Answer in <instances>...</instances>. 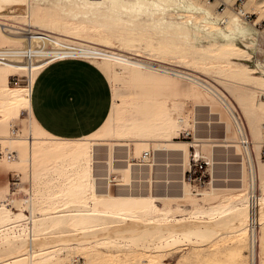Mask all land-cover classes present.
<instances>
[{
    "label": "rangeland",
    "instance_id": "rangeland-1",
    "mask_svg": "<svg viewBox=\"0 0 264 264\" xmlns=\"http://www.w3.org/2000/svg\"><path fill=\"white\" fill-rule=\"evenodd\" d=\"M93 1L99 3L29 0L28 5H19L14 12L0 14V49L25 45L5 33L13 28H28L31 23V28L47 31L61 40L92 45L108 39L111 48L92 46L184 73L205 85L148 67L85 56L108 77L111 110L107 120L91 135L63 140L42 132L28 112L26 88L40 66L15 70L0 63V69L8 72L7 81L0 80V150H16L11 160L0 156V169L9 170L8 177L0 180V227L23 217L27 202L23 203L22 198L30 178L35 250L30 259L25 238L7 236L0 244V264H75L74 256L82 258L84 264H248L247 231L243 225L251 172L221 98L237 109L249 139L256 141L263 133L264 122V98L260 96L264 91V0H189L210 12H220V19L230 11H239L246 22L256 24L260 31L252 50L244 46L246 41L241 37L225 42L217 36L218 31L233 29L234 22L223 19L217 25L207 19L206 23L194 10L175 9L173 1L163 4L154 0L158 6L148 4L139 9L118 1ZM10 127L16 129L15 133L10 132ZM180 131L185 133L177 136ZM111 137L131 139L126 145H132L138 161L141 150L151 153L162 145L160 139L172 137L167 145L181 150V166L187 165L188 146L199 152V147L206 144L225 145L239 163L240 173L231 187L213 189L210 180L201 189L200 198L189 193L191 187L183 179L182 198L116 194L109 184L113 163L112 143L107 139ZM254 152L260 185L257 187L255 180V191L257 195L261 192L257 253L258 264H264V155H260L259 146ZM101 163L103 167H95ZM10 171L19 173L21 182L16 189L10 185ZM100 178L105 179L104 185L98 184ZM197 199L202 200V209H197ZM182 202H189L190 208L179 207ZM93 209L107 211L111 216L93 214L89 211ZM240 213L243 220L239 226H217L216 220H221V216ZM26 219L12 222L19 224L17 230L12 229V223L3 229L12 235L24 232ZM176 219L208 221L205 223L209 226L215 220V231L156 238L151 235L148 241L137 236V232L121 235L127 239L113 236L118 222L164 224L175 223ZM223 221L221 224L227 225ZM106 223L116 226L101 235L96 230H105L102 227ZM10 246L15 251H10Z\"/></svg>",
    "mask_w": 264,
    "mask_h": 264
},
{
    "label": "crops",
    "instance_id": "crops-1",
    "mask_svg": "<svg viewBox=\"0 0 264 264\" xmlns=\"http://www.w3.org/2000/svg\"><path fill=\"white\" fill-rule=\"evenodd\" d=\"M7 75L4 68L0 69L1 81L6 82ZM28 104L29 115L42 132L57 139L76 140L91 135L107 120L112 92L106 73L96 62L83 57H65L47 61L37 69L30 85ZM184 133L180 131L177 136ZM171 138L160 139L158 142L162 145L150 150L147 161L135 159L132 145H126L131 139H107L112 143L113 166L109 173L112 191L116 194L144 193L155 198H182V175L193 148L188 146L187 165L181 166L184 158L181 150L167 145ZM199 154L208 160L205 173L212 181L213 189L233 186L240 173V165L227 146L206 144L199 147ZM103 165L95 164V167ZM8 171L0 169V180L8 177ZM104 183L105 179L98 180V184ZM189 185V193L197 198L201 197V189L206 187L204 184ZM196 202L197 209H202V200L197 199ZM183 206L189 209L190 203L182 202L179 207Z\"/></svg>",
    "mask_w": 264,
    "mask_h": 264
},
{
    "label": "bare ground",
    "instance_id": "bare-ground-1",
    "mask_svg": "<svg viewBox=\"0 0 264 264\" xmlns=\"http://www.w3.org/2000/svg\"><path fill=\"white\" fill-rule=\"evenodd\" d=\"M82 1H83V3H86L87 5H92V4H95V3L96 4L99 3V1H93V0H82ZM111 1L113 3L117 2V1L118 2H122V3H129L132 7L135 6L137 9L146 8V6L148 4H152V5H155V6L159 5V4H156V2L154 0H111ZM158 1L162 2L163 4L165 2H168V1L169 2L173 1L174 4L176 5L175 9H177V10L178 9H180V10H183V9H185V10H190V9L194 10V11H196V12L201 14V18L202 17L205 18V19L204 18H202V19L206 23L208 22L207 21V19H208V20H210L209 22H216L217 25H218L223 19H225L226 23L232 24L234 22L238 26H242V27H237V25H236V27H235V24H234L233 29H230L229 31H218L217 36L221 40H223L225 42H230L231 40H235V38H237V37L238 38L241 37V38H243V40L246 41L244 43L245 44L244 46L245 47H249L250 50L253 49V44L256 43V41H255L256 34L259 33L260 30L256 26H254L256 24H254L253 22H249L248 23V22H246L244 20V18H242L240 15H238L237 12H239V11H237V12L236 11L235 12H231L230 11L228 13L226 11V13H227V14L225 13L226 17H221L222 19H220V18L217 17V15H220L219 14L220 12H218L216 10L213 11V12L212 11L210 12L209 8H207V7L204 8L205 7L204 5L201 4L202 6H204V7H201L200 5H198L196 3H193V2H190L189 0H158ZM192 1H196V0H192ZM206 2L210 3L209 0L206 1ZM28 4H29V0H0V14H2V13L6 14V13H9V12H14L15 10L18 9L17 6H19V5L23 6V5H28ZM162 10L164 11L165 8L162 7ZM187 22L189 24V20L188 19H187ZM30 24L31 23L28 24L29 25L28 28H24V27L21 28L20 27L21 30H19L17 28L9 29L10 31L8 33H5V36H7L8 38H10L12 40H15V41L24 42L25 45H27L33 39H37V37L40 35V33H43L48 38L52 39L50 44L54 48L55 53H57V54H74V55L88 56V57H92V58H96V59L115 60V61H119V62H121L123 64L134 66V67H138V68L139 67H148V68H152L153 70L156 69V70L161 71V72H165V73H169V74H172V75H175V76H178V77H183V78L190 79L193 82H196L197 84H200V85H205L204 83L199 81V79L191 77V76H188V75H186L184 73L175 72V71H172V70H168V69L161 68V67H158V66H153V65L144 66L145 64L142 61H140V60H135V59H132L130 57L119 55V54L113 53L111 51L99 49V48H97L95 46H92V45H98V46H101L103 48H111L112 45H111V42L108 39H102L101 42L93 43L92 45H89L91 42L88 43V44H84V43H77V42H74V41L72 42V41H68V40H61V38H57L55 36H52L49 33H46L47 31L46 32L45 31L42 32L41 30L38 31V28H37V30L34 29V28H31L32 24H31V26H30ZM195 24H196V22H195ZM208 24H210V23H208ZM189 25L191 26V23ZM34 26H35V24H34ZM198 27L196 26L195 28H198ZM61 28L66 29L65 26H63ZM191 28H193V25H192ZM86 42H89V41H86ZM6 51H9V52L6 53ZM19 51H20L19 49H13V48H1L0 49V55H2V56H0V63L3 64V65H6V66H8V67H10L12 69H15V70H23L24 68H27V69L31 70L32 68H36V67H39L42 64H44V62L46 60V59L45 60L42 59V60H39V61H36V62L28 61V60H25V59H23L22 57L19 56L20 55ZM252 58L254 59V57H252ZM253 63H255V61ZM254 68H253L254 71L255 70L258 71V69L256 67H254ZM30 85H31V82H30ZM29 87L26 88V97H27L28 100H29ZM207 89L209 90V88H207ZM210 90H212V89H210ZM215 94H216V92H215ZM223 99L224 98H221L222 101H223ZM263 102H264V100H263ZM179 122H181V119H179ZM262 136H263V133L261 132V134L259 135V138L256 141H253V140L250 139L249 149L245 150V153H246V156H247V159H248V163H249V169H250V172H251V181H250V184H249L248 193L250 192V190H254L255 191V189H256L255 188V186H256L255 185V183H256L255 180L257 181V185H258L257 187L260 186L259 185V181H258V175L256 173L257 157L255 156L254 150H255V147L258 148V146H259V149H260V142L262 140ZM185 144H187V142H185ZM194 154L197 155V156H201L199 154V152L197 150H195V149H194ZM27 161L29 162V160H27ZM28 181L30 182V185H31L30 178H28ZM30 190H31V193H32V190H33L32 186H30ZM260 193H259V195H257L258 196L257 214H258L259 222H260L259 210H260V203H261L260 202V200H261V196H260L261 194ZM30 198H31V195H30ZM30 198H28V200L25 199V200H27L26 209L28 211V214L23 212L22 213V216H23L22 218L15 219V220L12 219V221H10V223H12L13 221H21V220H24L27 217L28 223H29L26 226L27 229L25 228L24 232L22 230L18 231L19 233L17 235H15L14 233H13L14 235H12L11 233H9V231H6V230L3 229L4 227H8L11 224L9 222L3 224L2 227H0L1 230L3 229L2 231L0 230V244L2 242V239L6 240L7 236H10V237H12V236H14V237L23 236L25 238V240L27 241V246H28L27 249L29 250V252H28L29 256L28 257H30V259H31V257H33L32 255H33L35 250L33 249V235H32V226H31L32 222H33L34 213L32 211L33 209H32V204H31ZM5 200H6V198H5ZM5 200H4V203L6 205L7 202ZM4 206H1V207L4 208L5 210L9 211V209L7 207H4ZM246 209H247L246 210L247 213H245V221H244V225H243V227L245 229H246V221H247L246 220L247 219V215L246 214H248V203L246 204ZM89 211L91 213H93V214L96 213V214H99V215L104 216L106 218L111 216V213H108L107 211H101V210H96V209L89 210ZM244 212H245V210H244ZM113 215H115V214H113ZM13 216H15V215H13ZM224 216L227 218L226 221L229 220V222L228 221L226 222L225 220L223 221V219H225ZM224 216L220 217V218H222L221 220L223 222L227 223V225L225 224L224 226L221 224V222H220L221 220L220 219L216 220L218 222H216L215 220H211L212 221V226H209V225L206 224V223H208V221H204V223H203L202 221L187 220V219H176L175 223H164V224L151 223V224H144V225L143 224H139V223L136 224L134 221H131L129 223H125V222L122 221L121 223L120 222L117 223L119 225L117 227H119V228H118L117 232H115L113 234V236L116 234V237H117V235L120 237L121 235L123 236V234L128 235V234L137 232V234L135 233L137 236L141 237L142 239H146L147 240V239H149V236H151V235L155 236V237L152 236V238H156V237H159V236H170L172 234L200 235V234H202L204 232L206 234V232L208 233L210 231L209 233H211L212 231H215L214 230L215 229V227H214L215 226V222H216V224L218 223L217 226H219V223H220V227L219 228H221V226L223 228V227L228 226V225H230V226H233V225L239 226L241 224L242 220H243V216H242L241 213L237 214V215L234 214V215H224ZM211 221H209V224H211ZM213 221H215V222H213ZM230 221H231V223H230ZM213 223H214V225H213ZM106 225H107V223H106ZM103 226H105V225H103ZM113 226H116V225L112 224V225H107L106 227H102L101 226L103 229L105 228V230L100 231V228H97L96 231L98 232V229H99V232L101 233V235H102V232H103V234L104 233L107 234L109 232L108 231L109 228H111ZM212 227H214V228H212ZM216 229H217V227H216ZM90 233L97 234L96 232H93V231L92 232L90 231ZM118 233H121V234H118ZM92 234H91V236H92ZM135 234H134V236H135ZM122 238H124V237H122ZM152 238H151V241H152ZM124 239H127V238H124ZM9 249H10V251H15V249L12 246H10Z\"/></svg>",
    "mask_w": 264,
    "mask_h": 264
},
{
    "label": "built area",
    "instance_id": "built-area-1",
    "mask_svg": "<svg viewBox=\"0 0 264 264\" xmlns=\"http://www.w3.org/2000/svg\"><path fill=\"white\" fill-rule=\"evenodd\" d=\"M224 4V1H222ZM221 2H218L217 6H220ZM52 39L48 38L45 34L40 33L37 39H33L27 45H23L19 48L20 57L28 61H39L42 59H46L45 62L65 58V57H83L87 58L83 55H74V54H57L54 51V48L51 46L50 42ZM9 51H6L8 53ZM2 56V55H0ZM15 56V55H14ZM44 62V63H45ZM144 63V62H143ZM144 66L154 65L153 63L146 61ZM261 67L264 71V58ZM30 86V85H29ZM30 89V87H29ZM260 96L264 98V91L261 92ZM226 107V110L231 118L232 125L236 135V142L241 146L242 150L245 153V150L249 149L250 146V139L248 137L246 128L244 123L235 107L230 106L224 99L222 101ZM263 127V136L260 142V155H264V122L262 123ZM16 129L10 127V132L15 133ZM150 152L148 149L141 150L138 159L143 161L148 159ZM246 154V153H245ZM0 156H3L6 160H11L15 158L16 152L14 150H7L5 147L0 150ZM208 164V160L204 159L202 156H197L192 152L190 156V162L187 166V169L182 175V179L192 185H203L209 181V178L206 177L205 168ZM10 178V185L13 189H16L21 182L19 178V173L17 171H10L9 173ZM27 188L25 195L22 198V202H27L28 198H30V182L27 181ZM27 199V200H25ZM247 203H248V214H247V221H246V231H247V248L246 254L248 256V263L249 264H258V233H259V219L257 214V203H258V196L257 192L254 190H250L247 196ZM23 212L28 214L27 209H23ZM27 218V217H26ZM17 222V221H14ZM28 223V219H26V224ZM29 224V223H28ZM27 224V225H28ZM13 230L19 229V224L12 223ZM26 225V226H27ZM27 229V227H26ZM72 261L75 264H84L82 258L78 256H74Z\"/></svg>",
    "mask_w": 264,
    "mask_h": 264
}]
</instances>
